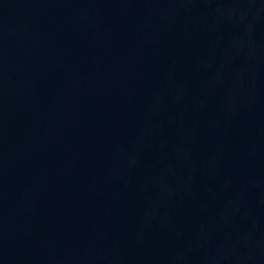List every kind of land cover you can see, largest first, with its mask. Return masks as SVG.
I'll list each match as a JSON object with an SVG mask.
<instances>
[{
    "label": "water",
    "instance_id": "water-1",
    "mask_svg": "<svg viewBox=\"0 0 264 264\" xmlns=\"http://www.w3.org/2000/svg\"><path fill=\"white\" fill-rule=\"evenodd\" d=\"M0 264H264V0H0Z\"/></svg>",
    "mask_w": 264,
    "mask_h": 264
}]
</instances>
